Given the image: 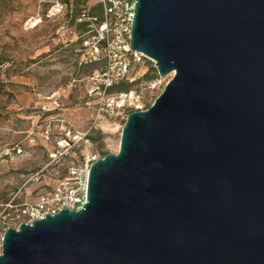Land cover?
I'll return each instance as SVG.
<instances>
[{
  "label": "water",
  "instance_id": "1",
  "mask_svg": "<svg viewBox=\"0 0 264 264\" xmlns=\"http://www.w3.org/2000/svg\"><path fill=\"white\" fill-rule=\"evenodd\" d=\"M171 72L93 159L85 201L0 235V264H264V0H134Z\"/></svg>",
  "mask_w": 264,
  "mask_h": 264
},
{
  "label": "rangeland",
  "instance_id": "2",
  "mask_svg": "<svg viewBox=\"0 0 264 264\" xmlns=\"http://www.w3.org/2000/svg\"><path fill=\"white\" fill-rule=\"evenodd\" d=\"M61 13L43 20L33 28H23L25 17L41 11L49 0H0V144L18 142L24 151L11 159L0 160V210L5 220L14 207L5 202L33 201L38 192L49 188L61 175L70 159L82 155L101 156L106 151H116L122 122L116 119L92 123L90 111L84 103L85 86L82 80L73 82L60 97V107L48 113H61L78 130L80 139L71 150L61 156H49L54 149L53 135L35 142L26 140V130L40 128L46 120L39 113L41 95H46L63 85L70 77H81L96 63L77 64L78 41L56 39L61 27L73 24L74 15L81 9L93 13L99 8L96 0H61ZM134 82L129 88L143 93L151 102L160 92L171 72L159 76L153 62L144 59L131 70ZM156 76L157 83L147 86ZM86 138V139H85Z\"/></svg>",
  "mask_w": 264,
  "mask_h": 264
},
{
  "label": "built area",
  "instance_id": "3",
  "mask_svg": "<svg viewBox=\"0 0 264 264\" xmlns=\"http://www.w3.org/2000/svg\"><path fill=\"white\" fill-rule=\"evenodd\" d=\"M134 0H96L98 12L81 9L73 17V24L61 27L56 39L78 41L77 64L96 63L81 77H70L46 95H41L38 103L39 113H45V122L39 128L26 130L29 144L36 136L43 140L53 135L54 149L49 156H61L72 149L81 138L72 122L61 113H48L50 109L60 107V97L75 81L82 80L85 86L84 103L90 111L92 123L116 119L122 122L127 113L134 109H144L151 102L143 99V93L135 88L111 90L121 79H131V69L144 59L153 60L139 50L129 48V29L133 14ZM64 3L61 0H49L41 11L28 14L23 20V28H33L43 20L61 13ZM156 76L147 81L148 87L157 83ZM86 139V138H85ZM24 149L18 142L5 145L0 149V160L13 158ZM98 157V156H97ZM95 155H82L73 158L65 165L61 175L49 188L37 193L33 201L21 200L16 203H3L2 210L14 207L5 219L0 210V235L7 226H16L19 221L29 222L32 218L42 217L45 212L54 213L61 207L79 208L85 201V176L89 163Z\"/></svg>",
  "mask_w": 264,
  "mask_h": 264
},
{
  "label": "trees",
  "instance_id": "4",
  "mask_svg": "<svg viewBox=\"0 0 264 264\" xmlns=\"http://www.w3.org/2000/svg\"><path fill=\"white\" fill-rule=\"evenodd\" d=\"M74 2H76V0H74ZM145 76H147V77H149V76L155 77V75L154 76H152V75H145ZM134 80H135L134 78H131V79H127V78L121 79L120 81H118L116 84H114L111 87V90H124V89H128L129 88V85L131 83H133Z\"/></svg>",
  "mask_w": 264,
  "mask_h": 264
},
{
  "label": "crops",
  "instance_id": "5",
  "mask_svg": "<svg viewBox=\"0 0 264 264\" xmlns=\"http://www.w3.org/2000/svg\"><path fill=\"white\" fill-rule=\"evenodd\" d=\"M5 145H7V144H5V143L0 144V149H2Z\"/></svg>",
  "mask_w": 264,
  "mask_h": 264
}]
</instances>
